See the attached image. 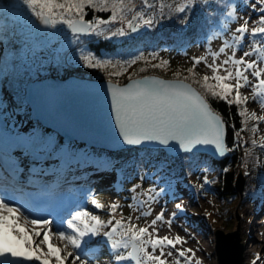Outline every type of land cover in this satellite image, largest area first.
Returning a JSON list of instances; mask_svg holds the SVG:
<instances>
[{
	"label": "rangeland",
	"instance_id": "rangeland-1",
	"mask_svg": "<svg viewBox=\"0 0 264 264\" xmlns=\"http://www.w3.org/2000/svg\"><path fill=\"white\" fill-rule=\"evenodd\" d=\"M210 1L142 0L141 3L140 0H125L120 3V16H116L110 8L113 13L111 21L99 22L94 33L107 32L111 25L118 22L119 37H129V29L135 18L136 27L141 26L146 30L151 23L162 18V10L165 8L177 14L188 7L191 10L198 5L204 7ZM104 2L109 3L107 0ZM231 3L216 35L207 41L194 42L181 52L167 50L161 53L164 60L156 63L161 66L159 72H150L145 76L189 83L205 97L206 93L195 83V77L199 79L201 76L205 79L203 83L211 86L208 91L211 89L215 93L216 90L229 103L237 97L240 103L244 99L243 107L251 134L246 139L250 145L245 153L247 162H241L243 168L246 164L250 166L251 176L248 180L245 177L244 198L249 199L247 204L241 205L237 199L223 203L210 192L203 191L202 183L209 181L210 176L216 178L217 170L189 155L165 160H138L129 167L123 178L115 174L99 177L89 170L87 177L61 187L62 191L69 187L93 185L88 193L83 192L81 196L53 197L50 187L44 185V192H40L33 182L37 180L41 183L46 175L52 176L54 170L50 168L48 160L44 162L42 156L32 150L33 120L29 115L19 116L18 125H21L22 132L19 141H16V156L23 142L29 145L27 155L35 156L43 161L40 163L47 165L42 169L33 168V173L45 172L39 179L34 177V181L30 180L19 192L16 191L17 184L14 181L19 173L16 176L6 174L4 177L2 167H6L0 165V173L5 184L11 187V194H18V203L12 205L4 202L0 195V264H134L130 260L132 242L140 249L141 264H207L217 258L216 242L213 243L212 239L218 230L234 232L240 222L242 243L253 239L252 234L249 235L253 226L251 228L249 225L251 220L258 221L264 210V0H231ZM130 11L131 16L125 18L123 15ZM9 16L17 20L18 29L14 36L18 37L23 29L30 30V18L26 15L17 11ZM50 23L51 28L45 34L49 40L46 53L33 47L29 37L19 43L23 45L24 51L15 60L9 54L0 59V124L4 112V117H7L8 106L13 110L16 106L12 103L16 98L18 102L25 99L31 83L52 78L66 81L72 77L87 81H111L93 78L94 75L100 78L105 75L96 71L99 66L95 62L98 59L85 48L75 47L68 51L73 44L72 34L66 28L71 23L63 25V22L52 18ZM0 50L3 51L1 46ZM101 63L111 65L105 61ZM166 64L172 66L171 69L174 67L173 70L179 66L189 70L194 67L195 77L167 75L163 70ZM88 66L94 70L93 73L85 71ZM137 78L141 77L132 79ZM2 104L5 105L3 110ZM29 110L27 114H30L31 108ZM45 121L62 133L67 131L61 124ZM26 133L29 138L23 139ZM45 134L48 136V133ZM63 135L67 142L75 138L67 132ZM82 137L77 139L84 140ZM84 138L91 140L90 137ZM241 140L245 139L241 137ZM93 142L88 143L103 145ZM40 143L44 145L45 141ZM123 145L124 142L114 141L109 144L113 151ZM58 165L57 170L60 169ZM211 185L214 183H209ZM26 192L33 193V199H42L46 203L47 207L37 212L39 215H34L35 211L26 199ZM173 207L166 223L171 229L175 225L181 227L183 235L172 238L171 234H167L161 237L157 226L163 223L164 214H168ZM236 210L240 220H236Z\"/></svg>",
	"mask_w": 264,
	"mask_h": 264
},
{
	"label": "trees",
	"instance_id": "trees-1",
	"mask_svg": "<svg viewBox=\"0 0 264 264\" xmlns=\"http://www.w3.org/2000/svg\"><path fill=\"white\" fill-rule=\"evenodd\" d=\"M107 1L109 3H105L104 0H0V46L3 49V51L0 50V53L2 52L0 59L9 54L15 60L24 51L23 45H19V43L29 37H31L33 47L41 52L47 51L39 48L38 44H33L31 22L37 15L47 14L53 20L63 22V25H68L80 19L92 25L91 36L76 37L71 33L73 45L68 51L73 50L75 47L85 48L87 52L98 59L95 62L99 66L96 71L104 73L105 76L100 78V76L91 75L94 79H110L113 82L126 84L134 77L149 75L150 72H159L161 66L156 63L164 60L160 55L161 53L167 50L181 52L194 42L205 41L216 35L221 28L220 25L226 16L229 5L232 4L231 0H212L204 7L198 5L192 10L188 7L187 10L177 12V14L175 11L165 8L162 10V18L159 21L157 20L156 23H151L149 29L143 30L141 27L142 31L136 37L131 35L129 37H119L117 34L118 22L111 25L107 32L94 33L96 27L100 25L99 22L111 21L113 13L110 8L113 9L116 16H120V3L125 2V0ZM140 1L142 3V0ZM17 11L30 18V30L23 29L18 37L14 36V32L18 29L16 27L17 20L15 21L14 18L9 16V14ZM131 14L130 11L123 16L126 18ZM169 17L170 19L167 20ZM104 61L109 62L111 65H103L101 62ZM166 65L163 70L167 75L173 77H185V75L192 77L196 74L194 67L189 70L187 67L182 68L179 66L176 70H173L174 67L171 69L172 66ZM85 71L93 73L94 70L91 66H88ZM200 77L199 79L195 77V83L206 93L205 97L210 107L225 123L226 148L230 156L222 161H216L205 155L181 153L177 158L189 155L197 161L203 160L210 168L216 169V178L210 176L209 181L202 183L203 191L210 192L223 203L225 201L229 203L237 199L240 200L242 205L249 199H245L244 194L241 198L236 192V181L239 177L236 168L241 161H246V158H248L245 153L250 145L247 142V145L243 147L239 144V139L242 136L249 139L251 135L243 107L244 99L242 98L243 105L238 101L239 97L229 103L225 100V96L220 95L216 90L215 93L211 89L208 91L207 89L211 86L209 87L206 83H203L205 79ZM11 97L15 98L14 96ZM16 99L14 103L11 102L16 108L13 109L12 107L13 110H11L7 104L9 109L7 117H4L5 112L2 114L0 163L8 168L10 172L17 174L22 159L15 154L16 141L22 132L21 125H18L20 124L19 116L28 117L29 115L34 123L33 152L42 156L45 161L48 160L51 164L50 168H55L57 164L61 166L58 174L46 175L44 181L40 183V186H50L54 197L62 195V198H64L77 194L81 196L83 192L88 193L93 185L69 187L62 191L61 187L71 184V181L74 182L87 177L89 170L100 175L99 177L115 174L123 178L129 167L133 166V163L138 160L146 158L171 159L164 151L150 149L133 148L112 152V148L105 145V141L102 146L89 144V141H80L77 138L67 142L63 134L45 126L40 121L33 119L30 114H27L31 107L26 99H22V102H18V99ZM4 107L5 105L2 104L1 109L3 110ZM45 133H48V136ZM41 141H45V144H41ZM246 178L248 180V177ZM212 182L214 185L209 186V183ZM3 184L5 182H0V185Z\"/></svg>",
	"mask_w": 264,
	"mask_h": 264
},
{
	"label": "water",
	"instance_id": "water-1",
	"mask_svg": "<svg viewBox=\"0 0 264 264\" xmlns=\"http://www.w3.org/2000/svg\"><path fill=\"white\" fill-rule=\"evenodd\" d=\"M50 22L51 17L46 14L37 16L33 21V44H38L41 49H47L49 46L45 34L51 28ZM133 22L129 32L132 37H136L142 28L136 27V18ZM66 29L74 36L89 37L92 25L78 19ZM30 87L32 100L39 93L37 91L65 87L77 90L87 103L90 101L91 104L97 105L99 119L105 126L99 132L104 135L105 142L93 139L87 141L98 144L104 142L105 145H109L113 139L114 142H124L122 147L116 149L119 151L133 148L150 149L164 151L171 158H177L181 153H189L222 161L230 156L226 148V126L223 119L210 107L205 97L189 83L166 80L158 76L132 79L123 85L113 81H87L77 78L61 81L52 78L28 86L25 95L28 104ZM35 106L41 115L42 109L37 102ZM32 111L33 108L31 117L35 119L36 114ZM40 117L47 116L42 114ZM35 120L43 123L38 118ZM108 130H119V134H110ZM245 183L246 179L240 171L236 181V192L241 198ZM236 220H240L237 210ZM244 249L240 222L234 232L226 233L223 230L216 232L218 264H244ZM130 260L134 264H141L140 249L133 242Z\"/></svg>",
	"mask_w": 264,
	"mask_h": 264
},
{
	"label": "bare ground",
	"instance_id": "bare-ground-1",
	"mask_svg": "<svg viewBox=\"0 0 264 264\" xmlns=\"http://www.w3.org/2000/svg\"><path fill=\"white\" fill-rule=\"evenodd\" d=\"M253 31V29H252ZM255 31V29H254ZM250 53V52H248ZM31 87L29 88V105H31V108H33L34 114H36L37 118L40 119L45 125H48V123H45L49 120L52 124H61L67 131L62 133L60 129L50 124V126L58 131L61 134H65L66 132L75 138H81L82 135L84 137L87 136H93V140L102 142L104 141L103 137L104 135L101 134L99 131L101 129L105 128L104 123H102L101 119H99V108L95 104H91L90 101L88 103L81 98V95L77 92L75 89H67L65 87L63 88H51L48 90H42L39 92L35 97H33V100L31 99ZM74 91V92H73ZM87 96V95H86ZM85 96V97H86ZM37 102L40 109H42L41 115L36 110L35 103ZM87 105V106H86ZM107 106V105H106ZM35 108V110H34ZM32 111V112H33ZM42 114H45L47 117H38L39 115L42 116ZM31 115V112H30ZM98 116V117H97ZM47 118V119H42ZM54 119V120H53ZM55 121L57 123H55ZM49 126V125H48ZM115 129V128H114ZM118 129V128H117ZM27 132V131H26ZM110 134H119V130H108ZM106 133V132H105ZM104 133V134H105ZM81 136V137H80ZM82 137L84 140H88L86 138ZM214 136H210L212 138ZM28 139L29 134L26 133L24 135L23 139ZM92 138V137H90ZM113 141V140H112ZM90 142V141H89ZM122 142V141H121ZM29 145L25 143H21L18 148V157L22 158V161H20L19 167H18V173L19 175L17 177H14V181H16V191L19 192L21 189H23L30 180L36 177L39 179L45 172V170L42 171H36L32 172L33 168L42 169L43 166H46L47 164L40 163L43 161H40L39 158L30 157L27 155L29 153V148L27 147ZM27 156V157H26ZM43 159V158H42ZM44 162L45 159H43ZM48 162V161H47ZM49 163V162H48ZM60 166V164H59ZM61 168V166H60ZM3 175L6 177V174L13 175L10 173L6 168L2 167ZM53 175H56L58 173L56 167L53 168ZM32 172V173H31ZM17 173V174H18ZM13 177V176H11ZM44 178V177H43ZM37 181V180H36ZM34 181L33 183L38 184L39 182ZM108 189H110L109 185H106ZM39 189V188H38ZM52 190V189H51ZM50 190V191H51ZM41 192V190L39 189ZM38 191V192H39ZM36 203L39 207H47L46 203L42 199L36 200ZM171 208V207H170ZM173 209H169L168 214H164V221L163 223H159L157 228L159 230V236L164 237L167 234H171L172 238H175L178 235H183L184 231L181 227H175L173 229L169 228L168 223H166V219H170L171 217V211ZM260 243L259 237L257 238ZM245 248V247H244ZM245 254L250 253V249H244ZM249 256V255H248Z\"/></svg>",
	"mask_w": 264,
	"mask_h": 264
},
{
	"label": "built area",
	"instance_id": "built-area-1",
	"mask_svg": "<svg viewBox=\"0 0 264 264\" xmlns=\"http://www.w3.org/2000/svg\"><path fill=\"white\" fill-rule=\"evenodd\" d=\"M243 139H245L244 141H239V143L244 147L247 145V137L246 136H242ZM241 162H244L241 161ZM241 162L237 165V168H236V173L237 175L240 174V171L242 173V175L244 177H249L251 176V173H250V166H245V168H243V164H241ZM245 163V162H244ZM241 164V168H239L238 166ZM239 169V170H238ZM246 170V172H244ZM252 201H255V200H252ZM248 202V201H247ZM247 202L245 204H247ZM260 210H262L260 208ZM264 212V210H263ZM263 212L261 211V214L259 216H262L258 221L254 222L253 220H251V223L249 225V227L252 228L253 226V230L251 232V230H249V235L252 234V238L253 239H248L247 242L244 245L245 247V250L246 249H250V253L247 255L244 253V264H262L264 262V214ZM257 216H255L256 218ZM254 223V224H253ZM250 228V229H251ZM216 234V232H215ZM261 240L260 243H257L259 242L258 241V238ZM216 239V235H214L212 241L213 243H215ZM209 248V246H207ZM215 249H216V244H215ZM212 257V255H211ZM216 257H217V253H216ZM207 264H218V257L212 261H210L209 263Z\"/></svg>",
	"mask_w": 264,
	"mask_h": 264
}]
</instances>
